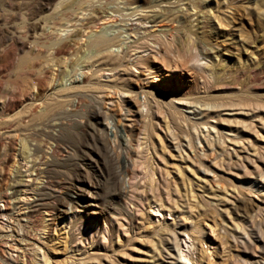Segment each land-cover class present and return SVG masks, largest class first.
Returning <instances> with one entry per match:
<instances>
[{
    "label": "rangeland",
    "instance_id": "374dc122",
    "mask_svg": "<svg viewBox=\"0 0 264 264\" xmlns=\"http://www.w3.org/2000/svg\"><path fill=\"white\" fill-rule=\"evenodd\" d=\"M42 1L0 0V264H174V235L192 264H264V186L253 187L264 171V0H200L209 12L204 37L196 19L205 13L188 0H82L77 19L92 8L114 19L84 32L77 51L58 58L30 42L44 29L55 40L80 31V20L51 28L53 15L75 0L40 8ZM174 14L176 21L161 20ZM131 25L140 34L130 33ZM27 30L35 36L26 42ZM102 31L119 38L109 47L122 57L116 67L92 62L85 40ZM203 121L250 148L228 142L241 148V161H222L211 150L195 155ZM165 122L171 152L154 156V172L144 155L150 138L159 144L152 133L163 135ZM189 139L200 181L189 178V162L173 149ZM176 168L196 197L185 195ZM155 202L177 209L158 216Z\"/></svg>",
    "mask_w": 264,
    "mask_h": 264
},
{
    "label": "bare ground",
    "instance_id": "6f19581e",
    "mask_svg": "<svg viewBox=\"0 0 264 264\" xmlns=\"http://www.w3.org/2000/svg\"><path fill=\"white\" fill-rule=\"evenodd\" d=\"M42 1V0H41ZM51 0H43L40 4H38V6L43 7L47 4L50 3ZM129 1L130 3H137L139 2L140 0H127ZM147 2H151V0H145ZM153 1V0H152ZM190 3H192L196 8H202L203 9V13H205V16L203 14H199V16H197V19H196V25L198 26V29L201 30V33H205V28L207 27V21H208V10L206 9L207 7L202 5V3H200L199 1L200 0H188ZM203 1V0H202ZM264 4V3H263ZM36 6V5H35ZM38 6H36L38 8ZM36 8V9H37ZM264 8V7H263ZM83 11L85 10V8L83 7V1L82 0H75V1H71L69 3H66V5L61 8V10H59L60 12L59 13H56L53 15V22H52V26L51 28H54L56 27V29L58 30L61 26H65L66 24L68 23H72L73 21H75V23L77 21H79L80 19H77L78 18V13H77V10L78 11ZM76 10V14L74 13ZM53 14V13H52ZM207 15V16H206ZM30 16V15H29ZM85 17V16H84ZM155 18H153V22L154 21H158V19L160 18V15L158 14H155L154 16ZM178 17V15H167L165 18H162L161 20H173V21H176V18ZM110 19V18H113L112 15H110L108 13V11L104 8H92V11L91 13H89V16H87L86 18H84L83 20H80L79 21V25H80V31L78 32H75L73 34H71L69 37L66 36V39H60L59 40H55L54 38L57 36V35H54V33L50 32V31H47V30H43L42 33L40 35H38L37 37L38 38H34V40L30 43H33V46L35 47V49L39 52H41L42 54H44L45 52L47 53H50V56L52 58H58V57H61V56H66L67 54L69 53H72L74 52L75 50L77 51V45H79V41L83 40V33L84 32H87L88 30H93L94 27L96 28H100V25H99V22L104 20V19ZM33 19V18H31ZM114 19V18H113ZM159 20V21H161ZM74 27H77L76 24L73 25ZM32 28V27H31ZM96 28V30H97ZM55 29V30H56ZM74 29V28H73ZM171 29L173 30V26L171 27ZM30 30V29H29ZM27 30V32L29 31ZM103 30V29H102ZM130 30V33H134L135 35L136 34H140V28L139 26H132L131 25V28L129 29ZM204 31V32H202ZM29 33V32H28ZM33 34V32H31ZM31 33L27 34L26 36V42L29 41V38L28 36H35V35H32ZM89 34V33H87ZM96 34V35H95ZM91 35V34H89ZM85 36V35H84ZM205 35L203 34V37ZM85 38V37H84ZM58 39V38H57ZM119 39V38H118ZM118 39H117V36H109L107 35L106 31H102L101 33L98 32V34L95 32L94 33V36H91L89 37V39H86L85 40V43H86V46H87V49H89V54H91V57H92V62L94 64H96L98 67L99 66H102V65H106V64H109L111 65L112 67H116L117 65H119L121 63V60H122V57L119 56L118 54H113L110 50H109V47H112L113 45L115 44H118ZM29 43V42H28ZM84 43V42H82ZM32 45V44H30ZM80 45L81 42H80ZM85 47V46H84ZM33 49V50H35ZM35 50V51H36ZM217 50V49H216ZM32 50H29V52H31ZM124 51V50H123ZM121 55V54H120ZM123 56V55H122ZM124 57V56H123ZM65 59V58H64ZM56 60V59H55ZM89 62V61H88ZM87 62V63H88ZM90 63V62H89ZM92 65V64H91ZM88 66V65H87ZM65 76V75H64ZM74 77V76H73ZM71 77L69 78V80L71 81H75V79ZM62 78V77H61ZM64 78V77H63ZM47 81V80H46ZM63 81V80H62ZM43 82V81H42ZM46 86V85H45ZM44 86V87H45ZM38 88V87H37ZM42 89V88H41ZM44 89V88H43ZM40 90L38 88V91L36 93V95L32 96V103H31V106H30V111H36L37 110V103H36V100H37V94L40 93ZM11 100V99H10ZM13 101V100H12ZM21 103H24L25 100H20ZM123 101V100H122ZM10 103V101H9ZM15 104V101L11 102L10 103V106H14ZM4 105V104H3ZM9 105V104H8ZM139 110V109H138ZM40 112V111H39ZM140 113L141 116H145L149 113V109H147L145 112L139 110L138 111ZM35 113V112H34ZM203 114V115H202ZM207 113H204L202 110H199L198 112H196V110H192V115L193 116H196V115H202V119L204 118V116L206 115ZM35 117V114L32 115V118ZM204 123V127L201 129L200 127L198 128L197 126V132H196V141L198 144H201L203 146L202 149H197V152L195 150V155L198 154L199 156H207V152L206 151H215L217 154H218V157H220V160L224 161L226 159L228 160H232V158H236V159H239L240 161L242 160V154H240L239 150H241V148H244L242 149L243 151H247L248 149H250L248 146L245 147L243 144V142L241 140H239L236 136H233V137H230V136H223L222 133H223V130L224 128H219L218 126H216V124L214 123H210L208 121H203ZM165 126H166V132L162 135L160 133V131H154L152 130V134L157 138L158 140V143L159 144H156L153 140L151 141V138H150V143H149V146L147 148L150 149V151H148V155H144V158L145 160L147 161L148 158L150 160V164H151V170H153L155 172V169H157L155 166H153V163L152 164V161L154 159V156L156 154H160L161 152H171V150L168 148V144L166 143V138H167V133L170 132L169 130V125L167 122L164 123ZM159 126V124L157 125ZM263 128H264V124L262 123L261 125ZM160 127V126H159ZM162 129V128H161ZM226 129V128H225ZM228 132H231L232 130H227ZM130 140V138L127 136L124 138V141L126 143H128ZM234 142L235 144L237 142L240 143V147L241 148H238V146H233L230 148V145L231 144H228V142ZM191 140H187V147H184L181 143H178V144H173V149L178 153V155H180V157L182 159L185 160V163L189 162L188 164H186V168L187 169H190V172L191 174H193V176H190L189 175V178L194 180V177L197 178L198 181H200L201 179H205L204 176H202L201 174L197 173L194 168L191 166L190 162H191V159L193 158V156L190 155V153L188 152L187 148H191L192 145H191ZM248 145H251V142L248 144ZM56 146V145H55ZM54 146V147H55ZM37 150V149H36ZM143 150V149H142ZM161 151V152H160ZM252 151H256V149H252ZM24 152V150H23ZM23 152H21L23 154ZM26 152V151H25ZM140 152V151H139ZM253 153V152H252ZM38 156V155H37ZM246 159H248L250 156H248V154L246 155ZM180 158V159H181ZM43 161V160H42ZM155 161V160H154ZM39 159L37 158H33L32 159V169L33 171H37L36 169L39 168ZM231 162V161H230ZM43 164V163H41ZM45 164V163H44ZM149 164V165H150ZM4 165V164H3ZM13 165V164H12ZM158 165V164H157ZM7 167V166H6ZM41 167V166H40ZM160 168V166L158 167ZM177 169V172H178V175L179 176V179L181 180L182 184H183V187H184V191H185V195H190V196H193V197H196V194H195V190H194V185L193 183L191 182V180L187 177H185L181 171L180 168H176ZM39 170V169H38ZM42 170V168H41ZM40 170V171H41ZM163 170V169H162ZM161 170V171H162ZM44 171V170H43ZM160 171V170H159ZM159 173V172H158ZM165 173H166V176L167 175H170L171 172L166 169L165 170ZM41 174V172H40ZM162 175V174H161ZM151 176V175H150ZM153 176V174H152ZM160 176V175H159ZM259 177H256V179H254V183H253V187H255L254 189L259 192L261 189L262 186H264V171H260ZM170 177L172 178L173 176H169L168 178L169 179H166V181L168 183H170ZM154 178V176H153ZM167 178V177H166ZM178 178V177H177ZM163 179V178H162ZM147 181V180H146ZM28 183V182H27ZM134 183V182H133ZM166 183V182H165ZM167 183V184H168ZM175 183V182H174ZM177 184V183H176ZM179 184V183H178ZM27 185V184H26ZM31 185V184H30ZM144 185V184H143ZM147 185V183L145 184ZM163 185V184H162ZM169 185V184H168ZM167 185V187H168ZM175 185V184H174ZM261 185V187H260ZM151 188H153L152 186H154L153 184L151 185ZM164 186V185H163ZM157 187V186H156ZM176 187V186H175ZM146 188V187H145ZM143 188V190L145 189ZM149 188V189H151ZM170 188V187H169ZM174 188V187H173ZM155 189V188H154ZM157 192H158V188H156ZM166 189V188H165ZM171 189V188H170ZM175 189V188H174ZM177 189V188H176ZM216 189V188H215ZM254 189H251V191L253 192ZM142 190V191H143ZM160 190V188H159ZM167 190V189H166ZM181 190V189H180ZM209 190L212 191L213 194H216L217 196L220 195L218 193H216V190H214V187L212 185L209 186ZM150 191V190H149ZM155 191V192H156ZM169 191V190H168ZM227 189L226 188H222L221 189V196L222 197H226L227 195ZM154 192V191H153ZM153 192L151 191V193L153 194ZM167 192V191H166ZM175 192V191H174ZM255 192V191H254ZM119 193V192H118ZM165 193V192H164ZM169 193V192H168ZM171 193V192H170ZM116 194V192H115ZM178 195V194H177ZM182 195V194H181ZM166 196L168 197V194H166ZM170 196V195H169ZM176 196V195H175ZM219 197V196H218ZM156 198V197H155ZM162 198V197H160ZM165 198V196H164ZM177 199V198H176ZM165 200V199H164ZM40 201V200H39ZM152 201V200H151ZM42 202V201H41ZM157 202V201H156ZM155 202V208L154 210L156 211V214L159 216L161 214V211L162 210H165V209H168L171 210L172 207L177 209V206L176 204L173 205V203H170L168 202V204L166 203L165 205L164 204H158ZM164 202V201H163ZM166 202V201H165ZM164 202V203H165ZM197 202V201H196ZM43 204V203H42ZM41 204V205H42ZM45 204V203H44ZM187 205V204H186ZM34 207V206H33ZM167 207V208H166ZM41 208V207H40ZM183 209V208H182ZM35 210V209H34ZM38 210V209H37ZM187 212H189L190 214L193 212L192 210H190L189 208L187 209ZM163 215V214H162ZM71 219V217L69 218ZM117 220V219H116ZM159 220V219H157ZM120 222V221H119ZM176 222V221H175ZM174 223V222H173ZM122 223L119 224L120 227ZM124 224V223H123ZM118 225V223H117ZM175 225V223H174ZM106 228V227H105ZM122 228H125V227H122ZM237 229L238 226L236 227ZM107 229V228H106ZM121 229V228H120ZM125 231V230H124ZM127 231V230H126ZM106 232V231H105ZM104 232V233H105ZM119 231H117L118 233ZM103 233V232H102ZM107 233H109L107 231ZM173 233V232H172ZM171 233V234H172ZM175 233V232H174ZM247 233V232H246ZM119 234V233H118ZM103 235V234H102ZM107 235V234H106ZM106 235H104L106 237ZM174 235V234H173ZM244 235V234H243ZM104 237V238H105ZM119 238V236H118ZM172 239V238H171ZM161 242V241H160ZM159 242V243H160ZM174 242H175V246H174V250H173V253L172 255L175 257V260H173L174 264H187L186 261H188V264H192V261H193V258H192V253L191 252H184V250L182 249V245L180 243H178V236L177 235H174ZM82 243V242H80ZM184 243H186V241H184ZM77 247H79V249H82L84 247V245H78ZM185 247H187L188 249L191 250V247L192 244L190 245H185ZM88 249L89 250H92L93 249V244H90L88 246ZM194 249V248H193ZM153 253L157 254L158 256H161L162 255V252L164 251L163 247L162 246H159L158 245H155L154 248H153ZM166 251V250H165ZM109 264H114L113 262H110ZM169 264H172V263H169Z\"/></svg>",
    "mask_w": 264,
    "mask_h": 264
}]
</instances>
